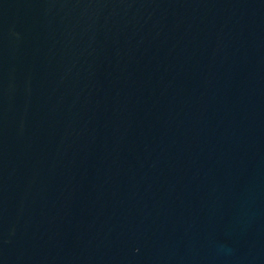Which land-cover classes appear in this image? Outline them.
<instances>
[{
	"label": "water",
	"instance_id": "95a60500",
	"mask_svg": "<svg viewBox=\"0 0 264 264\" xmlns=\"http://www.w3.org/2000/svg\"><path fill=\"white\" fill-rule=\"evenodd\" d=\"M0 264H264V0H0Z\"/></svg>",
	"mask_w": 264,
	"mask_h": 264
}]
</instances>
